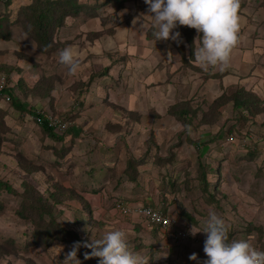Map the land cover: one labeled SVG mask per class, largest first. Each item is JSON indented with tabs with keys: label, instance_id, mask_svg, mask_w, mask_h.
Masks as SVG:
<instances>
[{
	"label": "rangeland",
	"instance_id": "obj_1",
	"mask_svg": "<svg viewBox=\"0 0 264 264\" xmlns=\"http://www.w3.org/2000/svg\"><path fill=\"white\" fill-rule=\"evenodd\" d=\"M30 1L12 0L7 9L15 14ZM147 8L144 0H123L119 10L105 4L92 17L66 18L47 54L36 50L20 23L6 29L0 66L16 71L0 73V89H11L26 110L38 109L52 122L63 119V128L74 125L77 135L50 140L27 112L12 109L7 95L0 98V180L13 189L0 191V264H63L71 250L55 242L47 249L32 244V221L16 215L26 190L22 183L32 188V198L52 192L54 185L73 196L48 203L54 221L82 242L120 229L131 250L141 241L136 250L141 255L148 256L141 246L152 243L149 264H203L206 234L193 236L191 229L202 231L210 211L225 220L229 242L247 240L264 251V0H241L246 23L225 71L204 70L194 62L197 31L190 49L183 42V62L178 42L155 39L152 22L143 17ZM68 46L84 54L74 76L59 64V52ZM35 83L44 89L31 90ZM237 87L259 100V112L246 121L231 103L213 104ZM171 107H189L197 116L189 126L181 124L168 114ZM200 119L206 123L198 124ZM194 143L206 144L207 152L201 154ZM129 158L138 161V188L121 174ZM86 162L105 169L96 181L87 178ZM201 170L209 184L206 193ZM169 179L174 187L166 186ZM119 201L164 208L173 231L186 238L177 241L172 230L154 232L140 218L122 215L114 208ZM85 253L90 249L77 252L81 264H99V258L85 260ZM193 253L196 261L188 259Z\"/></svg>",
	"mask_w": 264,
	"mask_h": 264
},
{
	"label": "trees",
	"instance_id": "obj_2",
	"mask_svg": "<svg viewBox=\"0 0 264 264\" xmlns=\"http://www.w3.org/2000/svg\"><path fill=\"white\" fill-rule=\"evenodd\" d=\"M11 1L12 0H0V5H2V12H0V40H9V31H7L6 29L10 28V26L14 25L15 23H20L22 25L21 27L24 28V33L26 34V36L30 40H32L36 50L41 54H47L52 50L53 36L61 27V24H63L66 18L76 17L80 13L86 14L88 17H92L94 16L96 9L101 5L110 4L115 10H119L122 8L123 4V0H83V2L81 0H31L29 4L19 7L18 11H16L14 14L10 13V11L7 9L11 4ZM177 29L180 33L179 39L180 41H182L179 43V45H177V48L181 59L183 60V62H185V59H183V42L187 44L190 49L193 45V35L196 30L179 25ZM201 36L202 33H197L198 38H200ZM150 38L151 36L147 37L148 40H150ZM0 71V73L5 74L6 77L11 72H14L16 70L15 68L2 65L0 66ZM18 87L22 88V84L20 81H18ZM41 88H43V84L35 83L34 86L31 87V90L36 92L37 90H41ZM47 94L48 93L46 92L45 95ZM5 95L8 96L6 98L10 100L12 109H14V111L16 112H27V114L32 117L34 123L46 138L61 142L64 140V136L66 134L70 135V139H72V137L74 138V136L77 135V130L74 125H69L61 128L57 125L51 124L52 121H50V119L45 115L44 112H40L38 109H35L33 107H30L27 110L24 109L21 102L12 94L11 89H0V98H5ZM42 96L43 95L41 94V97ZM227 102L231 103L232 111L235 112L236 115H238L239 118L244 121H246V116L252 117L259 112L257 110L259 104L258 98L254 94L245 91L241 87H237L229 95L222 94L220 97L213 101V104L216 106H221ZM197 112L198 111L190 109L189 107H185L179 111L173 109L172 107L168 110L169 115L174 116L177 121L187 126H189L192 119L197 116ZM54 122L62 124L65 121L63 119H60V121ZM205 123L206 121L204 119H200L198 121V124L200 125ZM192 145H195V147L197 148L200 147L201 154L207 152V146L204 143H194ZM63 154L64 153H62L61 156ZM85 164L88 165L87 162ZM106 168L109 169V166H106ZM137 168L138 161L133 158H129L125 161V167L122 170L121 174L126 178L125 181L133 184L138 188V185L140 186V184H138L137 181V178L139 176V171ZM104 170L105 169L103 167L95 168L91 165H88L87 178H89L91 181H96L95 175L102 173L101 171ZM206 170L207 173H210V170L208 168ZM205 174L206 173L201 170L199 175V182L201 184V191L206 193L208 191L209 184L205 179ZM169 185L170 187H174L171 179L167 181L166 186ZM22 186L25 187L26 190H24L25 193L21 195L19 210L16 212V215L19 218L32 221L33 229L30 234V238L33 245H38L43 249H47L53 242H55L71 248L74 243L82 242V240L76 236L77 234L75 232L63 228L61 225H58L54 221L51 211L52 205L48 203V201L51 200L52 204H58L63 201V199H72L73 196L64 195V190L54 185V190L52 192L45 191V195H38L37 197L32 198V188L27 186L25 183H22ZM0 191L12 194L13 189L7 183L1 182L0 180ZM79 200L87 206V203L82 198H79ZM146 200H150L149 196L146 198ZM116 203L122 202L119 201ZM122 204L127 205L126 203ZM152 208L155 207L153 206ZM156 209H158L161 214H165L164 208ZM151 227L153 228L154 232L158 231L155 226ZM171 236L173 238L175 237L173 233ZM230 236L231 235L229 234L228 238H230ZM140 243L141 241L137 242L135 246L133 245L132 251L136 252L137 248L140 247ZM153 246L154 245L152 243L147 247L145 245H142L141 249L147 250L148 256H153Z\"/></svg>",
	"mask_w": 264,
	"mask_h": 264
},
{
	"label": "clouds",
	"instance_id": "obj_3",
	"mask_svg": "<svg viewBox=\"0 0 264 264\" xmlns=\"http://www.w3.org/2000/svg\"><path fill=\"white\" fill-rule=\"evenodd\" d=\"M144 3L148 6V15L143 17L152 22V34L156 40L180 43V33L173 31L178 25L195 29L202 33V37L197 39L199 47L194 50V62L204 70H227L246 23L240 15L241 0H144ZM138 20L140 17L133 20V25ZM126 30L121 29L122 32ZM83 58L84 54L75 46L59 52V64L69 75L77 74ZM196 233L206 234L203 251L207 260L203 264H264V251L247 240L229 242L225 220L215 211L209 212L202 231L191 229L193 236ZM81 247L90 249V253L84 255L85 260L99 258V264H149L150 257L130 249L128 234L124 230L107 231L101 238L91 236L74 243L63 264H81L77 259ZM188 259L196 261L197 254H191Z\"/></svg>",
	"mask_w": 264,
	"mask_h": 264
},
{
	"label": "built area",
	"instance_id": "obj_4",
	"mask_svg": "<svg viewBox=\"0 0 264 264\" xmlns=\"http://www.w3.org/2000/svg\"><path fill=\"white\" fill-rule=\"evenodd\" d=\"M2 81V80H1ZM2 83V82H1ZM6 100H8L6 98ZM53 125H57L58 127H62L63 125L58 122H51ZM114 208L121 213L122 215H132L134 217H138L141 221L147 223L148 226H155L160 231H171L175 235V240H182L186 238V235L179 232H174L173 229L175 227L174 221L170 219L167 214H161V212L149 206L137 205V204H127L123 205L122 203H116Z\"/></svg>",
	"mask_w": 264,
	"mask_h": 264
}]
</instances>
